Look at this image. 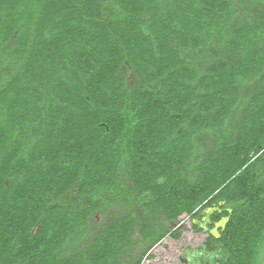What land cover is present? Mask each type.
Instances as JSON below:
<instances>
[{"label": "trees", "instance_id": "1", "mask_svg": "<svg viewBox=\"0 0 264 264\" xmlns=\"http://www.w3.org/2000/svg\"><path fill=\"white\" fill-rule=\"evenodd\" d=\"M146 206L198 233L218 208L203 257L264 264V0H0V264L179 240L122 222Z\"/></svg>", "mask_w": 264, "mask_h": 264}, {"label": "rangeland", "instance_id": "2", "mask_svg": "<svg viewBox=\"0 0 264 264\" xmlns=\"http://www.w3.org/2000/svg\"><path fill=\"white\" fill-rule=\"evenodd\" d=\"M211 143V141H204V144H207L209 149L213 148ZM146 208L148 209L147 211L142 207L137 208V214L133 212V215H128L126 218H121L122 222L129 221L131 223L135 222L137 225L139 223L150 225V227H154L153 233H162V221L158 220L160 212L154 206H146ZM205 210L206 209L200 211L198 219L196 218L195 221H198L200 216L204 217ZM96 219L98 222H100L101 219L103 220L102 217H97ZM197 227L201 228L200 226ZM167 230H170V228ZM174 230L177 232L179 231L181 236L180 239L177 241L168 238L164 239L161 245H158L156 250H153L152 254H154V258L150 259L149 261H144L143 264H211L212 258L214 260L225 258V252L222 249L216 251L215 253L208 254L207 257L211 258V260L209 258L203 257L204 255H202V248L204 239L207 237V233L209 234L212 231L208 227L207 229H202L201 233L193 232L189 220L185 219L184 224H176ZM135 245L136 244H134L132 247H136ZM80 255L81 253H77V257Z\"/></svg>", "mask_w": 264, "mask_h": 264}, {"label": "crops", "instance_id": "3", "mask_svg": "<svg viewBox=\"0 0 264 264\" xmlns=\"http://www.w3.org/2000/svg\"><path fill=\"white\" fill-rule=\"evenodd\" d=\"M118 207H120V206H118ZM120 208H118V210H120ZM113 209L114 208L110 209V211ZM97 217L98 218L102 217L103 220L101 219V221L98 222V220L96 219ZM202 218L203 217L200 216L199 220H202ZM109 219H110V217L108 214H103V215L96 214V215H94L87 225V227H88L87 235L82 239L78 238V237L77 238L73 237L74 239L71 241V244L74 246V248L72 247V249H71L72 254L83 253L84 251L90 249L91 247L94 248L95 240L97 238L98 233L103 232L104 228H106V227H108V225L112 224L113 221H111ZM158 220L162 221L161 225H163V228H165L166 231H168L167 230L168 228H170V231H172V229L175 228L171 222L165 221V219L161 213L158 216ZM166 238L170 239L168 236ZM133 241L139 243L140 245L138 247L136 246V247L129 248L127 253L124 251H122L121 253H118L117 258L120 261H122L123 263L134 264L136 261H138L140 259H142V262L146 261V259L149 257V254H152L153 250H155L158 247V245H161V243L164 241V239L161 242L157 243V245L152 248V251L151 250L147 251V248H145L143 246L146 243H144L145 241L143 240V238L140 234L139 228L138 229L135 228L134 234H133ZM130 249H131V251H130ZM94 250H95L93 253L94 258L95 259L99 258L98 257L99 253H96V248H94ZM152 255H154V254H152ZM153 257H151V259H153Z\"/></svg>", "mask_w": 264, "mask_h": 264}, {"label": "water", "instance_id": "4", "mask_svg": "<svg viewBox=\"0 0 264 264\" xmlns=\"http://www.w3.org/2000/svg\"><path fill=\"white\" fill-rule=\"evenodd\" d=\"M218 211L217 208H210V209H206L204 211V217L202 218V220H198V221H195L194 220V224L196 226H200L201 229H207L208 226L211 225V221H210V217L211 215ZM228 222V218H222L218 223H215L213 228L211 229V235L214 237V238H219V235H218V230L221 229L223 230L226 223Z\"/></svg>", "mask_w": 264, "mask_h": 264}]
</instances>
